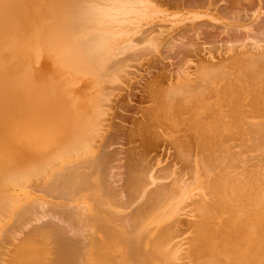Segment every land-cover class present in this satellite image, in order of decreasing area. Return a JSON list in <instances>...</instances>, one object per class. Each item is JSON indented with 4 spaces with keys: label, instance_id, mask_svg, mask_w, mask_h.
I'll use <instances>...</instances> for the list:
<instances>
[{
    "label": "rangeland",
    "instance_id": "374dc122",
    "mask_svg": "<svg viewBox=\"0 0 264 264\" xmlns=\"http://www.w3.org/2000/svg\"><path fill=\"white\" fill-rule=\"evenodd\" d=\"M73 1L76 3V0H0V178L4 181L1 187L4 189V197L0 199V214L3 213L0 215V264H33L34 262H36L34 264H42V262L48 264L47 260L50 258L46 257L49 255L48 249L41 248L42 246L38 244L39 240L33 239L34 242L24 238L30 229L45 225V220L46 222L49 220L50 225L53 222L62 228L65 227L64 231L69 230L66 235L75 232L76 235H73L72 239V235L68 236L70 241L78 240L79 244L81 242L85 247L94 230H101L103 234L119 239L121 237L123 239L124 236L125 245L128 244L126 247L131 246L127 247V250L128 253L129 250L130 254L132 253L130 258L132 264H140V262L171 264L173 261L178 264L179 260L180 263L186 264L188 260H184L182 253H186L190 246L188 239L192 236L186 232L187 235L179 234L181 238L179 232H176L175 236L180 237H176L179 245L174 244L176 241L173 240L172 233H169L171 231L166 235L164 233L163 236L168 224L163 216L160 217L162 205L159 209L158 205L156 208L152 206V200L157 199L154 187L160 186L158 184L162 185L161 182L164 184L169 182L171 178L168 175L172 177L180 171L184 182L188 178L192 181L191 175H195L194 170L199 179L205 181L216 174L214 168L210 169L212 165L231 171L228 172L227 179L233 173L241 178L238 180L244 182L237 185L235 188L237 192L230 189V186L228 188L226 183L224 201L229 203L227 204L229 206L225 205L224 208L227 212L222 216L223 218L214 219L213 228L210 229L215 234L212 236L214 243L211 241V245L216 242L214 237H221L222 234L219 233L225 234L223 231L226 233L229 231L232 234L231 241L234 240L232 243L229 241L232 251L227 253L215 250V262L213 258L204 259L202 262L264 264V239L262 241L260 238L262 234L261 237L264 238V196H262L264 189H260L258 194L259 185L261 184V188L264 187V0H128L135 2L133 4L135 9L127 27L129 33L127 32L123 40L117 44L122 50L116 48L95 65L79 54L82 41V38H79L82 35L77 38L76 36L82 33L79 29L81 23L79 19H73L78 21L74 22L72 18H68L70 11L73 15V5H76ZM97 1L84 0V3L83 0H77L76 7H81L83 4L85 9L98 6L99 14L93 17L98 18L101 12L107 10L112 0ZM106 1H109V4ZM87 3L89 6L85 5ZM101 98L104 100L102 101ZM94 121L96 124H93ZM92 125H96L97 128ZM71 136L74 144L72 142V147H69ZM199 146L206 148L210 153L212 151L213 156H218L219 160L215 165L213 160L210 162L212 164L208 163L207 168L206 165L201 164L198 153L195 152ZM181 149L186 150L185 158L188 164L186 169L189 173L184 170L185 168L181 169L180 158L183 153ZM131 156L136 160L135 162L140 158L136 167L138 169L139 166L141 171L138 172L141 173L137 172V174L141 176L142 170L145 173V167L146 174L151 175L148 183L152 182V184L145 186L148 184L145 180L146 184L143 187L144 190L147 188L150 191L154 186V195L139 194L135 200L129 197L130 189L127 182L131 181L130 173L134 175L137 170L134 173L129 171L133 166L131 163H134L132 169H135V162L130 160ZM134 156L137 158L135 159ZM62 157L64 160H61ZM205 169H209L208 173ZM212 170L213 173H210ZM39 172L45 175H40ZM60 173L64 177H58ZM53 174L56 176L53 177ZM146 174H142L144 179ZM38 175L41 179L37 177ZM51 177L55 180H51ZM67 179L69 182L66 181L68 182L66 184ZM227 179L226 181L231 180L230 182L233 183L232 180L235 178ZM246 179L247 182L249 181L246 182L248 185H245ZM156 181L159 183L157 184ZM50 182L55 185H50L49 188ZM60 183L65 188L68 186L69 189L63 190V186L59 188ZM78 183L81 187L77 186ZM242 183L243 188L249 189L246 196H251L246 197L243 209L238 207L236 209L233 206L240 203L237 193ZM56 184L60 192L55 189ZM46 187L50 190L53 187L57 192L47 193ZM75 187L79 188L75 189ZM229 189L234 191L232 196L229 194ZM254 192L259 196L256 194L253 196ZM56 193L59 195L58 199ZM255 195L258 197L256 198ZM72 197L77 200H72ZM91 198L92 201H89ZM228 199H232L231 204ZM130 201L133 203H129ZM149 201L151 204H148ZM140 202L146 203V207ZM234 202L237 204L232 205ZM78 203L86 206L87 211L84 208V213H87V217L83 214V208L80 211L82 214H79L78 208L83 205ZM29 205H33V209H30ZM57 205L60 207H56ZM150 207H154L155 210L150 211ZM74 208L76 211L73 210ZM49 209H52V212H49ZM46 210L49 213L43 214ZM74 213L82 217L77 218L78 215ZM195 213L196 211L189 215L184 213L180 217L184 223L190 224L197 219ZM59 214L61 215L58 216ZM63 214H67V218L64 216L68 219L65 222H63L64 217L60 219ZM95 214L98 219L94 218ZM75 215L76 217L73 218ZM255 215L259 216V220L254 217ZM100 216L104 219H100ZM241 216L245 217L241 218ZM89 218L96 220L95 224L94 219L92 220L94 227L90 225ZM252 219L253 221L256 219L259 225L256 222L252 223ZM220 220L225 223H220ZM231 220H234L232 225L237 228L230 225ZM78 221L81 224L77 225ZM82 224L86 228L82 227ZM163 225L166 228H163ZM224 226L230 227L226 228L228 231L222 228ZM53 227L56 228L55 225ZM253 227L257 229L253 230ZM81 231H84L85 235ZM160 233H162L161 237ZM252 237H255L254 244L252 240L251 243L249 242ZM165 239L168 248L162 246ZM85 241L88 243H83ZM204 241H207V238ZM19 246L20 248L24 246L23 250L17 248ZM172 247L177 248L172 250L176 253L181 250L178 254L183 255L182 259L178 255L175 257L176 253L172 251V255L168 257L170 253H166V249L170 251ZM44 251L46 255L41 253ZM252 252L255 253L251 254ZM225 253L231 257L228 259ZM173 254V258L177 260L172 258L173 261H170ZM10 256L13 257L10 259ZM164 256L166 259L162 260ZM249 256L251 258H248ZM39 259L42 260L39 262ZM62 264L73 263L69 261Z\"/></svg>",
    "mask_w": 264,
    "mask_h": 264
},
{
    "label": "bare ground",
    "instance_id": "6f19581e",
    "mask_svg": "<svg viewBox=\"0 0 264 264\" xmlns=\"http://www.w3.org/2000/svg\"><path fill=\"white\" fill-rule=\"evenodd\" d=\"M79 1V0H78ZM87 1V0H86ZM89 1V0H88ZM97 1V0H96ZM83 2H84V0H83ZM107 2V1H106ZM109 2V1H108ZM107 2V4H109L110 3V5H108L107 6V10L106 11H103V12H101L100 13V17L98 16V18H99V20H98V18H93L94 16L96 17L99 13V11H97L98 10V6H93V7H91V8H93V10H91V8L89 7V9H85V7L83 6H81V7H76V6H78L77 5V0H76V3L73 1V3H75L76 5L74 6L73 5V9H74V11H73V9H70V7H69V9L70 10H72L73 11V15H72V12L70 11L69 13V17L68 18H72V20L73 19H79L78 21H79V23H81V25L79 26V29H81L82 31H80V33L81 34H78L77 36H76V38L77 37H79V35L81 36L82 35V37H80L79 39H81L82 38V41L80 42L81 43V48H80V50H79V54H81L82 56H83V59H85V60H88V61H90V62H92V63H94L93 65H95V64H97L99 61H102V59L104 58V56L105 55H107L108 53H110V52H112L113 50H115L116 48L117 49H121L122 47H120L119 45H117L118 43H119V41H122L123 40V38L125 37L124 35H127V32H128V30H127V27H128V25L130 24V16L134 13V6H133V4L135 3V2H132V1H128V0H112V2H109L108 3ZM139 2V1H138ZM80 3V2H79ZM85 3V2H84ZM97 3H99L98 1H97ZM90 4H94V3H90ZM96 4V3H95ZM102 4V3H101ZM106 4V3H105ZM69 5H72L71 3H69ZM86 6L88 5V3L87 4H85ZM96 5H98V4H96ZM89 6V5H88ZM102 6H104V5H102ZM74 7H76V8H74ZM94 7H96L95 9H94ZM137 7V6H136ZM139 7V6H138ZM72 8V7H71ZM79 8H81L82 10H79ZM85 9V11H84V9ZM93 11L92 13H91V11ZM37 11V10H36ZM39 13V12H38ZM57 13V12H56ZM55 13V14H56ZM75 13V14H74ZM71 15H72V17H71ZM74 17V18H73ZM96 19L98 20V21H96ZM74 22L75 21H77V20H73ZM72 21V22H73ZM77 21V22H78ZM62 22V21H61ZM62 24V23H61ZM63 24H65V23H63ZM62 24V25H63ZM78 29V30H79ZM148 29V28H147ZM166 29V28H165ZM149 30V29H148ZM34 32V31H33ZM126 32V34H124ZM11 33V32H10ZM36 33V32H35ZM129 33V32H128ZM147 33V32H146ZM68 35H69V33H68ZM146 36V35H145ZM263 43V42H262ZM122 44V43H121ZM257 46V45H256ZM122 50V49H121ZM119 52V51H118ZM122 52V51H121ZM115 53V55H116V52H114ZM111 54H113V53H111ZM77 55V54H76ZM114 55V54H113ZM264 56V55H263ZM107 57V56H106ZM115 57V56H114ZM241 57V56H240ZM110 58V57H109ZM259 58V57H258ZM245 59V58H244ZM260 59H262V58H260ZM75 61V60H74ZM77 61V60H76ZM96 61V62H95ZM259 61H261V60H259ZM264 61V60H263ZM78 62V61H77ZM248 62V61H247ZM255 62V61H254ZM256 62H258V61H256ZM100 63V62H99ZM98 63V64H99ZM257 64V63H256ZM248 65V64H247ZM92 66V65H91ZM117 66V65H116ZM259 66H261V65H259ZM219 67V66H218ZM257 66H255V68H256ZM114 68V67H113ZM125 68V67H124ZM110 69V68H109ZM248 70H250V69H248ZM107 71H109L108 69H107ZM104 72V71H103ZM125 72V71H124ZM263 72V71H262ZM112 73V72H111ZM128 74V73H127ZM252 74V73H251ZM254 74V73H253ZM249 75V74H248ZM247 75V76H248ZM110 76V75H109ZM123 76V75H122ZM122 76H120V77H122ZM254 76V75H253ZM256 76H257V74H256ZM111 77V76H110ZM119 77V76H118ZM129 78V77H128ZM248 79V78H247ZM108 80V79H107ZM110 81H111V79H110ZM109 81V82H110ZM112 82V81H111ZM106 83V82H105ZM261 83V82H260ZM263 84V83H262ZM111 93V92H110ZM149 93H151V92H149ZM106 95V94H105ZM113 96V95H112ZM103 98V97H102ZM101 98V99H102ZM104 99H102V101H103ZM165 101V100H164ZM171 101V100H170ZM101 102V101H100ZM103 103V102H102ZM104 105H106V104H104ZM107 107V106H106ZM108 108V107H107ZM106 109V108H105ZM107 110V109H106ZM101 111H103V110H101ZM107 111H105V113H106ZM226 112V111H225ZM100 115V114H99ZM119 115V114H118ZM99 117V116H98ZM97 117V118H98ZM117 120V119H116ZM243 120V119H242ZM96 121V120H95ZM95 121H94V123L93 124H96L95 123ZM104 121V120H103ZM243 122V121H242ZM245 124V123H244ZM97 125H98V123H97ZM213 125V124H212ZM234 125V124H233ZM262 125V124H261ZM92 126H94V125H92ZM96 126V125H95ZM94 126V127H95ZM95 128H97V127H95ZM201 128V127H200ZM98 130V129H97ZM230 130V129H229ZM243 130V129H242ZM90 131H91V129H90ZM100 131H101V129H100ZM137 131V130H136ZM245 131H246V129H245ZM92 132V131H91ZM93 132H96V131H93ZM98 132V131H97ZM235 134V133H234ZM233 134V135H234ZM258 135H259V133H258ZM95 136V135H94ZM214 136V135H213ZM81 137V136H80ZM129 137V136H128ZM258 137V136H257ZM77 138H78V136H77ZM240 138H241V136H240ZM128 139V138H127ZM205 140V139H204ZM212 140V139H211ZM218 140H220V139H218ZM207 141V140H206ZM72 142H73V138L69 141V144L71 145V146H69V147H72ZM81 142V141H80ZM83 142H85V141H83ZM218 142V141H217ZM223 142V141H222ZM203 143H204V141H203ZM236 143V142H235ZM239 143V142H238ZM73 144H74V142H73ZM75 144H76V142H75ZM78 144V143H77ZM85 144V143H84ZM144 144V143H143ZM145 144H147V143H145ZM178 144V143H177ZM181 144V143H180ZM196 145V144H195ZM199 145V144H198ZM242 145V144H241ZM91 146V145H90ZM187 146V145H186ZM203 146V145H202ZM202 146L200 147L199 146V148H197L196 150H195V152H197L198 154H197V156H198V159H200L199 161H201L202 163L201 164H203V166H205L206 168L208 167V163H210V162H212V160H213V162H214V165H215V162L217 161V160H219L218 159V156L217 157H215V155L213 156V154H211V153H213L212 151H211V153H210V151L208 152L207 151V149L205 148H202ZM207 146V145H206ZM77 147H78V145H77ZM80 147V146H79ZM83 147V146H82ZM208 147V146H207ZM68 148V147H67ZM209 148V147H208ZM221 148V147H220ZM145 150L144 151H146V148H144ZM143 150V149H142ZM182 150V155H181V158H180V161H181V169H184V170H186L187 171V167H188V164H187V162H186V158H185V155H186V150L185 151H183V149H181ZM68 151V150H67ZM66 151V152H67ZM79 151H81V149L79 150ZM87 151V150H86ZM73 152V151H72ZM77 152V151H76ZM142 153H144L143 151H141ZM68 153V152H67ZM82 153V152H81ZM85 151H84V156H85ZM69 154V153H68ZM137 155H138V153H136ZM223 154H224V152H223ZM217 155V154H216ZM72 156H73V154H72ZM79 156V155H78ZM96 156V155H95ZM141 156H143V155H141ZM140 156V157H141ZM180 156V155H179ZM188 156V155H187ZM77 157V156H76ZM81 157V156H80ZM93 157V156H92ZM221 156H219V158H220ZM59 158H61V157H59ZM64 157H62V159L61 160H64L63 159ZM70 158H72L71 156H70ZM130 158H132V159H130V160H132V162H135L136 160H133V157L131 156ZM134 158L136 159L137 158V156H134ZM142 158V157H141ZM60 160V161H61ZM66 160V159H65ZM92 160V159H91ZM140 160V158L138 159L137 158V162ZM226 160V159H225ZM189 161V160H188ZM58 162V161H57ZM137 162H135V169L133 170L132 169V167L134 166V163H131L133 166L131 167V169L129 170L130 172L131 171H133V173H134V171L137 169ZM192 162V161H191ZM91 163V162H90ZM128 163V162H127ZM195 163V162H194ZM218 163H219V161H218ZM139 164V163H138ZM143 164V163H142ZM149 164V163H148ZM190 164V163H189ZM210 164H212V163H210ZM209 164V165H210ZM56 165V164H55ZM77 165H78V163H77ZM82 164L80 163V166H81ZM130 165V164H129ZM140 165H141V161H140ZM151 165V164H150ZM195 165V164H194ZM131 166V165H130ZM191 166V165H190ZM203 166H201V167H203ZM211 166V165H210ZM213 166V165H212ZM210 167V169L211 168H214L215 170H216V174H215V176H213V177H209V179H206L205 181L204 180H200L199 179V177H198V175L196 174V171L194 170L193 171V173L195 174V175H191V178H192V181L191 180H189V178L188 179H185V182L183 181V179H181V177H183V176H180V172H177V173H175V175H173V173H171V175H173L172 177L171 176H169L168 175V177L169 178H171L170 180H169V182H165V184H164V182H161L162 183V185L161 184H158L157 183V181H156V183L158 184V185H160V186H156L157 184H155V186H156V188L154 187V189H153V187L151 188L152 189V191H151V189H150V191H149V189L147 190V188H146V190H144L145 188V186H147V185H149V183H148V179L150 178V176L149 175H147L146 174V170H145V167H144V171H145V173H143V170H142V174H146L147 176L145 177L146 179H144V176H142V174H141V176H142V178H141V176L139 175L140 173L138 172V171H141V170H139V166H138V169L136 170V173H134V175L132 174V173H130V175H131V178H129L131 181L130 182H127L129 185H128V187H129V189H130V192H129V197L131 196V197H133V199L135 200L136 198H137V195H139V194H142L143 196H144V194H147L148 195V193H150V194H152V195H154V192H156V194H157V201L156 200H152V206H155V208L157 207L156 205H158V209L159 208H161L160 207V205H162V211H161V215H160V217L162 218V216H163V218H164V221H166L167 222V224L168 225H166V227H167V231L164 229V231H163V236H164V233H165V235L167 234V232H169V231H171V232H169V233H172V236H173V240L174 241H176V243H174V244H178L179 245V243L177 242L178 241V239L177 238H180L182 235H184V234H186L187 235V233L189 232L190 234H191V236H192V238H189L188 240L190 241V243H189V241H188V244L190 245L188 248H187V250L185 251L186 253L184 254V253H182L183 255H184V260H188L191 264H206V263H209V262H206V263H203L204 261V259H209L210 260V258L212 259L213 258V261L215 262V260H214V255H216V253H215V250H217V251H224V252H230V251H232L231 250V248H230V244H229V241L232 243L234 240V238L232 239L233 241H231V239L230 238H232V234L231 233H229V231L227 230V229H229L230 227H226V226H224V227H222V228H227L226 230L228 231L227 233H226V231H223L222 229H221V231H223L225 234H223V233H219V234H222L221 235V237H214V239H216L215 241V244H213V245H211V241H212V236L213 235H215V234H213L214 232H212V230H210L211 228H213V224H214V222H213V220L214 219H216V218H223L222 216L227 212V211H225V208L224 207H226L225 205H227V204H229V203H227L226 201H224L225 199V195H226V191H224L225 189H226V183H228V188H229V186H230V189H234V191H235V188L237 187V185H240L241 184V182H244V181H240V180H238L240 177L238 176V175H235V174H231V176H229L228 177V179L229 178H235L234 180H232L233 181V183L232 182H230V181H226V179H227V177L226 176H228V170L226 169V170H223V169H220V168H218L217 166H214V167ZM53 167V166H52ZM51 167V168H52ZM143 167H140V168H143ZM222 167V166H221ZM149 168L150 167H148L147 168V170H149ZM170 168V167H169ZM190 168V167H189ZM188 168V169H189ZM198 168V167H197ZM204 168V167H203ZM44 169H45V167H44ZM118 169V168H117ZM191 169V168H190ZM246 169V168H245ZM255 169V168H254ZM70 170V169H69ZM74 170V169H73ZM167 170H169V169H167ZM207 170H209V169H207ZM207 170L205 169V171L207 172ZM81 171V170H80ZM244 171V170H243ZM259 171V170H258ZM66 172H68V171H66ZM137 172L139 173V174H137ZM183 172H185V171H183ZM182 172V173H183ZM188 172V171H187ZM192 172V171H191ZM203 172H204V170H203ZM231 172V171H230ZM229 172V173H230ZM40 173V172H39ZM46 173V172H45ZM85 173V172H84ZM156 173V172H155ZM189 173V172H188ZM208 173V172H207ZM206 173V174H207ZM210 173H213V170H212V172H210ZM236 173V172H235ZM246 173V172H245ZM41 174H43V173H40V175ZM67 174V173H66ZM69 174V173H68ZM108 174V172L106 173V175ZM110 174V173H109ZM157 174V173H156ZM184 174V173H183ZM205 174V175H206ZM237 174H239L238 172H237ZM43 175H45V174H43ZM47 175H48V171H47ZM63 175V174H62ZM111 175V174H110ZM115 175V174H114ZM186 175V174H185ZM184 175V176H185ZM258 175V174H257ZM56 175L55 174H53V177H55ZM61 176V173H60V175H58V177H60ZM140 176V177H139ZM243 176V175H242ZM37 177H39V175L37 176ZM53 177H51V180L53 179V180H55ZM61 177H64V176H61ZM80 177V176H79ZM102 177V176H101ZM107 177V176H106ZM130 177V176H129ZM139 177V178H138ZM159 178H162V177H160V176H158ZM164 177V176H163ZM187 177V176H186ZM189 177H190V175H189ZM34 178V177H33ZM40 178V177H39ZM44 178V177H43ZM57 178V177H56ZM36 179H38V178H36ZM41 179V178H40ZM63 180H64V178H62ZM103 179H105V178H103ZM166 179V180H167ZM227 179V180H228ZM241 179V178H240ZM244 179H245V177H244ZM0 180L2 181V179L0 178ZM21 180V179H20ZM57 181H58V179H56ZM59 180H60V178H59ZM142 180H144V181H142ZM145 180L147 181V183L148 184H146L145 183ZM152 180H153V178H152ZM157 180V179H156ZM189 180V181H188ZM249 180V179H248ZM256 180V179H255ZM258 180V179H257ZM256 180V181H257ZM31 181V180H30ZM66 181H68L69 182V180L67 179V180H65V182ZM151 181V180H150ZM191 181V182H190ZM235 181V182H234ZM239 181V182H238ZM38 182V181H37ZM39 182H40V180H39ZM61 182V181H60ZM68 182H66V184L68 183ZM111 182V181H110ZM143 182V183H142ZM247 179H246V181H245V185L249 182H247ZM2 183L4 184V181H2ZM1 183V184H2ZM51 183H53V182H50V184H49V188H50V185L51 186H54V185H52ZM59 183V182H58ZM154 180H153V185H154ZM253 183H254V181H253ZM47 184V185H48ZM62 183H60V185L58 184V187L59 188H61L62 186H63V184L61 185ZM144 184H146L145 186H144ZM150 184H152V182L150 183ZM258 184V183H257ZM79 185H81V184H79L78 183V185L77 186H79ZM248 185V184H247ZM252 185V184H251ZM250 185V187H252ZM259 185V184H258ZM261 185V184H260ZM259 185V187L260 188H258V194H259V190L261 189H264V185L262 186L263 188H261V186ZM102 186H105V185H102ZM117 186V185H116ZM144 186V187H143ZM152 186V185H151ZM243 186V183H242V185H241V187L238 189V193L237 194H239L238 195V197L237 198H239V205H237V206H233V207H238L239 209H243L242 208V206L244 205V203H245V199H246V197H249L250 198V196H246V194H248V190L249 189H247L246 187L245 188H243L242 187ZM57 187V184H56V186H55V189L57 190H59L58 192H60L61 190L59 189V188H56ZM64 188H63V190H68L69 189V187L67 186V188H65V186H63ZM79 187H81V186H79ZM79 187H75V189H77V188H79ZM106 187V186H105ZM122 187V186H121ZM125 187V186H124ZM248 187V186H247ZM254 187H255V183H254ZM257 185H256V189H257ZM49 188H47L46 187V189H44V190H46L47 191V193L49 192V191H51V192H57L56 190H54L53 189V187H52V189L50 190ZM115 188V187H114ZM158 188V189H157ZM249 188V187H248ZM49 189V190H48ZM74 189V188H73ZM74 189V190H75ZM81 189V188H80ZM229 189V190H230ZM63 190H62V192H63ZM83 190V189H82ZM81 190V191H82ZM105 190V189H104ZM110 190V189H109ZM153 190H154V192H153ZM157 190V191H156ZM237 190V189H236ZM251 190V189H250ZM76 191V190H75ZM75 191H74V193H75ZM81 191H80V195H81ZM122 191V190H121ZM146 191H148V192H146ZM234 191H231L230 190V192H229V194L231 195ZM248 191V192H247ZM253 191V190H252ZM45 192V191H44ZM65 192H67V191H65ZM78 193H79V190L77 191ZM99 192V191H98ZM235 192H237V191H235ZM247 192V193H246ZM46 193V192H45ZM69 193V192H68ZM67 193V194H68ZM104 193V192H103ZM263 193H264V191L262 192V196H264L263 195ZM65 194V193H64ZM64 194H63V196H64ZM76 194V193H75ZM84 194V193H83ZM120 194V193H119ZM149 194V195H150ZM234 194V193H233ZM232 194V195H233ZM254 194H256V192H254L253 193V196H254ZM258 194H256V195H258ZM53 195V194H52ZM56 199H58V197H59V195L56 193ZM113 195V194H112ZM146 195V196H147ZM229 195V196H230ZM231 195V196H232ZM255 195V197L257 198L258 196H256ZM260 195H261V192H260ZM88 196V195H87ZM90 196V195H89ZM97 196V195H96ZM128 196V195H127ZM227 196H228V194H227ZM139 197V196H138ZM150 197L152 198V196L150 195ZM254 197V198H255ZM261 197V196H260ZM62 198V197H61ZM112 198H114V197H112ZM228 198H230V197H228ZM232 198V197H231ZM252 199H253V197H251ZM262 198V197H261ZM260 198V199H261ZM264 198V197H263ZM69 199V198H68ZM76 198H74L73 199V197H72V200H75ZM92 199L93 198H91L89 201H92ZM94 199H95V197H94ZM132 199V200H133ZM259 198H258V200H260ZM36 200V199H35ZM35 200H33V201H35ZM42 200V199H41ZM41 200H40V202H41ZM77 200V199H76ZM108 200V199H107ZM116 200V199H115ZM131 200V201H132ZM232 200V199H231ZM231 200H229L228 199V201L230 202ZM236 200V199H235ZM251 200V199H250ZM261 200H263V199H261ZM19 201V200H18ZM32 201V202H33ZM39 201V200H38ZM52 201V200H51ZM68 202L67 203H69V200H67ZM80 201V200H79ZM129 202V203H133V202ZM139 201V200H138ZM155 201V202H154ZM234 201V200H233ZM248 201V200H247ZM254 201H256V199L254 200ZM71 202V201H70ZM75 202H77V201H75ZM150 203H148V204H151V201H149ZM157 202V203H156ZM226 202V203H225ZM236 202V201H235ZM233 203L232 205H236L237 203ZM248 202H250V201H248ZM248 202H246V204L248 203ZM34 203V202H33ZM89 203V202H88ZM95 203V201L93 202V204ZM104 203H105V200H104ZM142 202H140V204H141ZM162 203V204H161ZM232 202H230V204H231ZM254 203V202H253ZM262 202H260V204H261ZM39 204V203H38ZM43 204L45 205V203L43 202ZM70 204V203H69ZM77 204V203H76ZM91 204V203H90ZM110 204V203H109ZM128 204V203H127ZM142 204H144V202L142 203ZM146 204V203H145ZM143 205V206H145L146 207V205ZM10 205V204H9ZM24 205V204H23ZM35 205V204H34ZM37 205V204H36ZM35 205V206H36ZM61 205V204H60ZM78 205H83V204H79L78 203ZM102 205V204H101ZM105 205H106V203H105ZM112 205V204H111ZM128 205H130V204H128ZM133 205V204H132ZM30 206V205H29ZM39 206L41 207V204H39ZM43 206V205H42ZM46 206H48V204H47V202H46ZM52 206H54V205H52ZM59 205H57L56 207H58ZM63 206V205H62ZM81 206H79V207H81ZM118 206V205H117ZM119 206H120V203H119ZM137 207H138V205H136ZM140 206V205H139ZM227 206H229V205H227ZM249 206H251V205H249ZM248 206V207H249ZM255 206V205H254ZM60 207V206H59ZM92 207V206H91ZM116 207V206H115ZM232 207V206H231ZM246 207V206H245ZM261 207H262V205H261ZM263 207H264V205H263ZM17 208V207H16ZM23 208H26V207H23ZM29 208V207H28ZM62 209L64 208V207H61ZM76 208V207H75ZM75 208L73 209V210H75ZM78 208V207H77ZM83 208V214H85L84 213V211H85V209H86V211H87V208H86V206H82L81 208H78V209H80V210H78L79 211V214H82V213H80V211H82L81 209ZM85 208V209H84ZM89 208V207H88ZM114 208V207H113ZM135 208V207H134ZM142 208H144V207H142ZM151 208V210L150 211H153V210H155V208L154 207H150ZM4 209V208H3ZM2 209V210H3ZM9 209V208H8ZM21 209V208H20ZM30 209H33V205L32 206H30ZM37 209V208H36ZM46 209V208H45ZM116 209V208H115ZM127 209V208H126ZM140 209V208H139ZM153 209V210H152ZM230 209H232V208H230ZM234 209V208H233ZM237 209V208H236ZM259 209V208H258ZM18 210V209H17ZM24 210H27V208L26 209H24ZM51 210V211H50ZM96 210V209H95ZM125 210V209H124ZM137 210V209H136ZM250 210V209H249ZM5 211V210H4ZM3 211V212H4ZM8 211L9 210H7L6 212L8 213ZM35 211V210H34ZM42 211V210H41ZM40 211V212H41ZM49 212H52V209H49L48 210ZM47 210H46V212L45 213H43V214H46L47 212H48ZM68 211V210H67ZM67 211H65V212H67ZM76 211V210H75ZM91 211H93V210H91ZM119 211V210H118ZM194 211H196V218H194V216H193V218L194 219H196L194 222H192V223H188V221H187V223L188 224H186V223H184L183 221H182V219H181V217H180V215H184V213H188V215H189V213H192V212H194ZM241 211V210H240ZM244 211V210H243ZM245 211H246V209H245ZM252 211V210H251ZM255 211V210H254ZM253 211V212H254ZM17 212H19V211H17ZM21 212H23L22 211V209H21ZM35 212H38V211H35ZM48 212V213H49ZM60 212V211H59ZM61 212H63V211H61ZM65 212H64V214H65ZM160 212V211H159ZM6 213V214H7ZM15 213V212H14ZM25 213L27 214V212L25 211ZM25 213H21V214H25ZM29 215H30V210H29ZM68 213V212H67ZM94 213V212H93ZM111 213H113V212H111ZM231 213H235V212H231ZM237 213V212H236ZM248 213H249V211H248ZM3 214V213H2ZM2 214H0V215H2ZM5 214V213H4ZM11 214V213H10ZM13 214V213H12ZM16 214V213H15ZM32 214H34V212L32 211ZM54 214V213H53ZM62 215L61 217H60V219L61 218H63L64 216L67 218V214L66 215ZM72 214V213H71ZM74 214H76V215H78V217L77 218H80V217H82V215L80 216L78 213H74ZM89 214V213H88ZM239 214V213H238ZM18 215H19V213H18ZM28 215V216H29ZM51 215V214H50ZM61 214H59L58 216H60ZM69 215V214H68ZM76 215L75 216H73V218H75L76 217ZM153 215V214H152ZM158 215V214H157ZM228 215V214H227ZM235 215V214H234ZM250 215V214H249ZM263 215H264V213H263ZM15 216V215H14ZM17 216V215H16ZM23 216H25V215H23ZM35 216V215H34ZM39 216H40V214H39ZM41 216H42V213H41ZM80 216V217H79ZM84 216V215H83ZM85 216L87 217V213L85 214ZM93 217H94V215H92ZM123 216V215H122ZM126 216V215H125ZM149 216H150V214H149ZM186 216V215H185ZM229 216V215H228ZM231 216H232V214H231ZM258 216V215H257ZM6 217V216H5ZM30 217V216H29ZM31 217H33V215H31ZM38 217V216H37ZM47 217V216H46ZM63 218L64 219V221L63 222H65V220H68V219H66V218ZM97 217V219H98V216L95 214V217L94 218H96ZM189 217V216H188ZM224 217H226V216H224ZM240 217V216H239ZM243 217H245V216H243ZM242 216H241V218H243ZM254 217H256V215L254 216ZM259 217V216H258ZM258 217H256V219H258ZM261 217H262V215H261ZM27 218V217H26ZM25 218V219H26ZM35 218V217H34ZM68 218H69V216H68ZM70 218L72 219V217L70 216ZM85 218V217H84ZM94 218H89V219H91V223H90V225L92 224L93 225V227L95 226L94 224L96 223V220L94 219ZM148 218V217H147ZM158 218V217H157ZM156 218V219H157ZM248 218V217H247ZM17 219H19V217L17 218ZM23 219H24V217H23ZM28 219V218H27ZM33 219V218H32ZM31 219V220H32ZM71 219H69V220H71ZM88 219V220H89ZM94 219V224H93V220ZM100 219H104V217H102V216H100ZM99 219V220H100ZM131 219V218H130ZM159 219V218H158ZM233 219V218H232ZM237 219V218H236ZM236 219H234L235 220V222H236ZM255 219V220H256ZM12 220H14L13 218H12ZM21 220H22V218H21ZM132 220V219H131ZM130 220V221H131ZM137 220V219H136ZM234 220H231V223H230V225H232V222L234 221ZM238 220V219H237ZM248 220H250V219H248ZM253 221V219H252V223H254V222H256L258 225H259V223L257 222V220L256 221ZM259 220V219H258ZM261 220V219H260ZM49 221V220H48ZM47 221V222H48ZM73 221V220H72ZM76 221V220H75ZM81 221V220H80ZM90 221V220H89ZM119 221V220H118ZM262 221V220H261ZM13 222V221H12ZM11 222V223H12ZM35 222V221H34ZM47 222H46V220H45V222L44 223H46L45 225H41V227L39 226V227H36L37 228V232H36V228H34L35 229V233L34 234H40V233H42L44 236H45V238H47L48 239V241L49 240H51V242H48L47 240V242L49 243V245H50V248H53L51 251H50V249L48 250L49 251V255H46L47 253H45V251L44 252H41L42 254L44 253L45 255H46V257L48 258V257H50L49 258V260H47L50 264H62V263H64V262H66V260H68V261H71V262H73V264L74 263H77V264H80V263H82V262H84V261H81L82 259L83 260H85V261H87V262H90L91 260H92V254H95V253H93V251H96V255H97V258H98V260L99 261H107L108 259H110V258H114V257H116V256H121L122 255V253L123 252H125V249H126V246H125V243H126V238L123 236V239H122V237L119 239V237H118V239L117 238H115V237H112V236H109L108 234H103L102 233V231L101 230H99V231H95L94 230V234L92 235V237L90 238V241H89V243L88 242H83V243H88V245L85 247V245L83 244L82 245V243L80 242V244H79V242H78V240H76L75 242H74V240L71 242L70 241V239H69V237H70V235H72V237H71V239L73 238V235H76V233L75 232H73V234L72 233H70L69 234V232H68V234L69 235H66L67 234V231H69V230H67V227H66V229L65 230H67V231H64V228H62L60 225V227L58 226V225H56V224H54L53 222H51V225L53 224V226L55 225V229H54V227L53 226H51L50 225V223L48 222V224L49 225H47ZM61 222V221H60ZM69 222V221H68ZM122 222H123V220H122ZM222 221L220 220V223H221ZM230 222V221H229ZM242 222V221H241ZM250 222V221H249ZM260 222V221H259ZM15 223V222H14ZM14 223H12V224H14ZM43 223V224H44ZM70 223L72 224V222L70 221ZM69 223V224H70ZM219 223V224H220ZM222 223H225V222H222ZM247 223V222H246ZM251 223V222H250ZM78 224H81L79 221H78V223H77V225ZM125 224V223H124ZM131 224V223H130ZM239 224V223H238ZM245 224V223H244ZM16 225V224H15ZM128 225V224H127ZM223 225V224H222ZM240 225H241V223H240ZM239 225V226H240ZM251 226V224H248V226ZM261 225V224H260ZM12 226V225H11ZM59 228H58V227ZM64 226V225H63ZM80 226V225H79ZM82 227H84V228H86L85 227V225L83 226V224L81 225ZM80 226V227H81ZM98 226H99V224H98ZM126 226V225H125ZM130 226V225H129ZM221 226V225H220ZM232 226H235V225H232ZM231 226V228H233ZM241 226H243V225H241ZM247 226V227H248ZM253 226L255 227V225L253 224ZM257 226V225H256ZM71 227V226H70ZM72 227H75V226H72ZM96 227H97V224H96ZM131 227V226H130ZM163 228H166L164 225L162 226ZM170 228V230H168L169 228ZM218 227V226H217ZM236 227V226H235ZM244 227V226H243ZM252 227V226H251ZM253 227V230L255 229H257L258 228V226H257V228H254ZM264 227V226H263ZM14 228V227H13ZM15 228H16V226H15ZM26 228V227H25ZM79 228V227H78ZM141 228V227H140ZM237 228V227H236ZM239 228V227H238ZM12 229V228H11ZM80 229V228H79ZM174 229L176 230L175 232H174ZM240 229V228H239ZM241 229H245L246 230V228H242L241 227ZM251 229V228H250ZM17 230V229H16ZM31 230H33V229H30V231L29 232H31ZM81 230H82V228H81ZM86 231L88 230V229H85ZM84 230V231H85ZM161 230H163L162 228H161ZM213 230H215V229H213ZM231 230V229H230ZM233 230H234V228H233ZM236 230V229H235ZM249 230V229H248ZM253 230H252V232H253ZM3 231V230H2ZM1 231V232H2ZM4 231H6V230H4ZM3 231V232H4ZM34 231V230H33ZM78 231V230H77ZM83 231V232H84ZM166 231V232H165ZM173 231V232H172ZM239 231V230H238ZM262 231H263V228H262ZM20 232V231H19ZM28 232V231H27ZM79 232V231H78ZM82 232V231H81ZM82 232V233H83ZM110 232V231H109ZM160 232H162V231H160ZM176 232L178 233V235L180 236V237H178V235L177 236H175V234H176ZM187 232V233H186ZM216 232V231H215ZM230 232H232V231H230ZM235 232V231H234ZM233 232V233H234ZM236 232H237V230H236ZM235 232V233H236ZM240 232V231H239ZM238 232V233H239ZM244 232V231H243ZM6 233H11V232H7L6 231ZM13 233H14V231H13ZM32 233V232H31ZM85 233V232H84ZM83 233V234H84ZM174 233V234H173ZM240 233H242V232H240ZM260 234H262L261 232H259ZM264 233V232H263ZM26 234V233H25ZM29 235H27V236H24V238L26 237L27 239H28V236H29V239L31 238L30 237V233H28ZM33 234V235H34ZM80 234V233H79ZM88 234H90L91 235V233H89L88 232ZM161 235H160V237L162 236V233H160ZM2 235V234H1ZM24 235V234H23ZM85 235V234H84ZM87 235V234H86ZM217 235V234H216ZM238 235V234H237ZM244 235V234H243ZM247 235V234H246ZM256 236H257V234H255ZM263 235V234H262ZM261 235V236H262ZM11 236V235H10ZM35 236V235H34ZM38 236V235H37ZM37 236H35L36 238L35 239H37ZM39 236H41V235H39ZM38 236V237H39ZM69 236V237H68ZM82 236V235H81ZM170 236H171V234H170ZM260 236V238H261V240L262 239H264V238H262ZM8 237V236H7ZM12 237V236H11ZM42 237V236H41ZM40 237V238H41ZM136 237V236H135ZM169 237V236H168ZM177 237V238H176ZM251 237V236H250ZM249 237V238H250ZM1 238H2V236H1ZM6 238V237H5ZM33 236H32V240H33ZM39 238V239H40ZM45 238H41V240H43V239H45ZM85 238H86V236H85ZM163 238V237H162ZM165 238H166V236H165ZM182 238V237H181ZM185 238V240H186V237H184ZM205 238H207V241H204L205 240ZM255 237H252V239H249V242H250V240H252L251 242H253V244H254V242H255V240L253 241V239H254ZM38 239V240H39ZM84 239V238H83ZM87 239H88V237H87ZM172 238H170V240H171ZM175 239H177V240H175ZM217 239H218V242H217ZM241 239V238H240ZM256 239L257 240H259L260 241V239L258 238V237H256ZM6 240V239H5ZM8 240V239H7ZM6 240V241H7ZM24 240V239H23ZM123 240H125L124 242H123ZM166 240V239H165ZM9 241V240H8ZM20 241V240H19ZM22 241V240H21ZM30 241V240H29ZM34 241V240H33ZM128 241H129V239H128ZM174 241H172V242H174ZM187 241V240H186ZM239 241V240H238ZM241 241V240H240ZM239 241V242H240ZM263 241V240H262ZM35 242V241H34ZM74 242V243H73ZM166 242V244H164ZM164 243H163V247L165 246V247H167L168 248V243H167V240L165 241ZM171 242V241H170ZM213 242V241H212ZM241 242H243V241H241ZM246 242V241H245ZM250 242V243H251ZM256 242H258V241H256ZM43 243H44V240H43ZM51 243V244H50ZM71 243V244H70ZM128 243V242H127ZM214 243V242H213ZM15 244V243H14ZM19 244H21V242L19 243ZM24 244V243H23ZM29 244V243H28ZM31 244H33L32 242H31ZM36 244V243H35ZM39 244V243H38ZM45 244V243H44ZM173 244V243H172ZM173 244V245H174ZM245 244V243H244ZM248 244V243H247ZM259 243H257V245H258ZM262 244V243H261ZM16 245V244H15ZM18 245V244H17ZM25 245V244H24ZM27 245V244H26ZM43 245V244H42ZM49 245H46V247L47 246H49ZM83 246V247H85L84 249L81 247V246ZM126 245H128V244H126ZM167 245V246H166ZM183 245V244H182ZM235 245V244H234ZM251 245V244H250ZM249 245V246H250ZM263 245V244H262ZM32 246V245H31ZM52 246V247H51ZM130 246V245H129ZM129 246H127V247H129ZM135 246V245H134ZM248 246V247H249ZM256 246V245H255ZM255 246H254V248H255ZM16 247V246H15ZM22 248L24 247V246H21ZM29 247V246H28ZM37 247H38V245H37ZM46 247H45V249L44 250H46ZM131 247V246H130ZM170 247V246H169ZM176 247H179V246H176ZM17 248H19L20 250L22 249V248H20V246L19 247H17ZM33 248V247H32ZM35 248V247H34ZM41 248H43V246L41 247ZM171 248V247H170ZM237 248V247H236ZM242 248V247H241ZM253 248V247H252ZM259 248V247H258ZM14 249V248H13ZM48 249V248H47ZM67 249V254L68 255H66V250ZM131 249V248H130ZM161 251H163V248L161 247ZM165 249V248H164ZM177 249V248H176ZM176 249H173V247H172V249L170 250V251H167V249H166V253L167 252H169L170 253V255L168 254V257L169 256H171L172 254H171V251L172 250H176ZM260 249V248H259ZM15 250H16V248H15ZM23 250V249H22ZM127 250V249H126ZM179 250V249H178ZM185 250V249H184ZM184 250H183V252H184ZM234 250V249H233ZM242 250H244V249H242ZM41 251V250H40ZM48 251H46V252H48ZM160 251V252H161ZM181 251V250H180ZM179 251V252H180ZM235 251L237 252V250L235 249ZM240 251V250H239ZM246 251H247V249H246ZM256 251V250H255ZM38 252V251H37ZM158 252H159V250H158ZM164 252H165V250H164ZM173 252H175V251H172V253ZM178 252V253H179ZM260 252H261V250H260ZM14 253H16V251H14ZM40 253V254H41ZM176 253V252H175ZM178 253H176L175 254V257L178 255V256H181V258L180 259H182V254H178ZM232 253V252H231ZM230 253V254H231ZM241 253H242V251H241ZM243 253H244V251H243ZM253 253H255V252H252L251 254H253ZM257 253V252H256ZM35 254V253H34ZM129 255H130V258H132L131 256V254H130V250H129V253H128ZM136 254V253H135ZM226 254V253H225ZM234 255H235V252L233 253ZM18 255H19V253H18ZM27 255H29V254H27ZM69 255H70V258H69ZM134 255V254H133ZM163 255V254H162ZM165 255V254H164ZM227 255V254H226ZM238 255V254H237ZM240 255V254H239ZM238 255V256H239ZM244 255V254H243ZM246 255H247V253H246ZM250 255V254H249ZM38 256V255H37ZM37 256H36V258H37ZM167 256V255H166ZM177 256V257H178ZM218 256V255H217ZM13 257V256H12ZM11 256H10V259L12 258ZM15 257V256H14ZM19 257V256H18ZM40 257H44V256H40ZM68 257V258H67ZM96 257V256H95ZM165 257V256H164ZM163 257V258H164ZM168 257H167V259H168ZM174 257V254H173V256L170 258V261L172 260L173 261V259L175 260L176 258H173ZM229 257H231V256H229ZM229 257H228V255H227V258L229 259ZM236 257V256H235ZM242 257V256H241ZM45 258V257H44ZM129 258V259H130ZM159 258V257H158ZM173 258V259H172ZM237 258V257H236ZM245 258H247V257H245ZM248 258H251L250 256L248 257ZM247 258V259H248ZM253 258V257H252ZM9 259V258H8ZM9 259V260H10ZM166 259V257L164 258V259H162V260H165ZM202 259V260H201ZM219 259H221V257L219 258ZM231 259V258H230ZM239 259H241V258H239ZM244 259V258H243ZM247 259H245L246 261H247ZM37 260V259H36ZM42 259H39V262L41 261ZM43 260H45V259H43ZM113 260V259H112ZM124 260V259H123ZM134 260H135V258H134ZM133 260V261H134ZM177 260V259H176ZM186 260V261H187ZM231 260H233V259H231ZM250 260V259H249ZM248 260V261H249ZM47 261H45V262H47ZM125 261V260H124ZM126 261H128L127 259H126ZM158 261V260H157ZM160 261V260H159ZM188 261L186 262V264H188ZM203 261V262H202ZM212 261V262H213ZM222 261V260H221ZM230 261V260H229ZM234 261V260H233ZM235 261H236V259H235ZM234 261V262H235ZM242 261V260H241ZM255 261V260H254ZM47 262V263H48ZM115 262V261H114ZM129 262V261H128ZM131 262H132V259H131ZM139 262V261H138ZM174 262L175 261H173L171 264H174ZM178 262V261H177ZM219 262V264L221 263L220 261H218ZM218 262L216 263V264H218ZM239 262V261H238ZM251 262V261H250ZM34 263H36V262H34ZM33 263V264H34ZM48 263V264H49ZM103 263V262H102ZM116 264H119L120 263V260L118 259L116 262H115ZM134 263H136V262H134ZM166 263V262H165ZM168 264H169V262H167ZM176 263V262H175ZM189 263V264H190ZM240 264H241V262H239ZM247 263V262H246ZM260 263V262H259ZM39 264V263H38ZM42 264H43V262H42ZM128 264H131V263H128ZM137 264V263H136ZM139 264V263H138ZM140 264H142V262H140ZM177 264V263H176ZM178 264H182V263H180V260H179V262H178ZM185 264V263H184ZM210 264V263H209ZM223 264V263H222ZM235 264V263H234ZM237 264V263H236ZM248 264V263H247Z\"/></svg>",
    "mask_w": 264,
    "mask_h": 264
},
{
    "label": "crops",
    "instance_id": "0c3cea01",
    "mask_svg": "<svg viewBox=\"0 0 264 264\" xmlns=\"http://www.w3.org/2000/svg\"><path fill=\"white\" fill-rule=\"evenodd\" d=\"M70 138L72 139V136H71ZM70 138H69V141L71 140ZM1 183H2V181L0 180V199L4 197V196H3L4 189H1V187L3 186V185H2L3 183H2V184H1ZM9 190H10V189H9ZM33 230H34V231H33ZM33 230H31L32 233L29 232V233H30V237H31L30 240H32V236L34 237L33 239H35V238H36L35 236H37V235H38V236L41 235L43 238H45V236H44L42 233L37 234V235L34 234V233H35V229H33ZM36 232H37V228H36ZM33 234H34L35 236H34ZM28 235H29V234H28ZM38 236H37V239H35V240H38V239L41 237V236H39V237H38ZM42 237H41V238H42ZM28 238H29V237H28ZM41 238L39 239V245H40V246H43V247L45 248L46 245H49L48 242H51V240L48 241L47 238L43 239V240H44V243H45V244H44V243H43V240H41ZM117 239H118V238H117ZM46 240H47L48 242H47ZM42 244H43V245H42ZM50 244H51V243H50ZM125 246H126V245H125ZM51 247H52V246H51ZM46 248H48V250L50 249V251L53 249V248H50V245L47 246ZM126 249H127V247H126ZM126 249H125V252H123L121 256H116V257H114V258H110V259H108L107 261H99L98 258H97V255H96V251H93V253H95V254H92V260H91L90 262H87V261L83 260V261H84L83 264H116L115 262H116L118 259L120 260V263H119V264H128V263H131V261H130V259H129L130 257H129V254H128V250H126ZM65 251H66V252H65L66 255H68V254H67V252H68L67 249H66ZM49 256H50V255H49ZM95 256H96V257H95ZM67 258H68V257H67ZM112 259H113V260H112ZM123 259H124L125 261H124ZM126 259H127L129 262L126 261ZM114 261H115V262H114ZM66 262H69V261L66 260ZM102 262H103V263H102ZM72 263H73V262H72ZM74 264H76V263H74ZM131 264H132V263H131Z\"/></svg>",
    "mask_w": 264,
    "mask_h": 264
}]
</instances>
